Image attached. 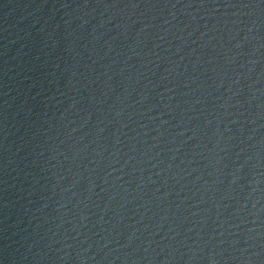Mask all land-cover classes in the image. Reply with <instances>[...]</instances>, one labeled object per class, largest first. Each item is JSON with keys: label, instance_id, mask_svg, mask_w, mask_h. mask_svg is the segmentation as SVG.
I'll return each instance as SVG.
<instances>
[{"label": "water", "instance_id": "95a60500", "mask_svg": "<svg viewBox=\"0 0 264 264\" xmlns=\"http://www.w3.org/2000/svg\"><path fill=\"white\" fill-rule=\"evenodd\" d=\"M0 264H264V0H0Z\"/></svg>", "mask_w": 264, "mask_h": 264}]
</instances>
